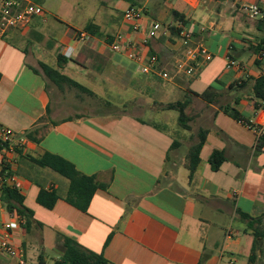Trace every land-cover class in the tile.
I'll return each mask as SVG.
<instances>
[{
    "label": "crops",
    "instance_id": "0c3cea01",
    "mask_svg": "<svg viewBox=\"0 0 264 264\" xmlns=\"http://www.w3.org/2000/svg\"><path fill=\"white\" fill-rule=\"evenodd\" d=\"M118 1V17L108 12L94 23L100 35L73 38L71 28L85 29L57 17L49 20L44 10L17 29L18 35L10 29L0 38V123L27 138L23 149L9 155L8 184L17 188L29 212L0 202V236L7 222L23 216V224L8 230L9 240L32 264H58L65 238L101 254L107 264H234L241 259L255 264L264 253L249 261L253 235L245 230L243 214L264 213V143L256 144L248 126L264 124V102L253 92L262 74L257 55L264 48V14L250 17L243 6L259 0ZM130 5L146 12L139 21L143 30L152 19L171 26L146 46L160 66L174 71L181 56L174 28L179 24L203 39L212 58L195 74L180 71L171 81L140 72L108 45L120 31L131 39L143 37L123 23ZM68 46L70 57L63 55ZM228 58L239 68H228ZM40 63L92 93L56 85ZM109 80L120 90L114 95H121L118 103L97 92L108 88ZM129 88L133 91L126 93ZM175 102L184 104L186 128L178 113L171 118L177 109L165 107ZM224 107L235 108L240 118ZM201 138L199 161L189 176V149ZM214 150L224 157L217 169L209 163ZM45 152L106 185L94 191L85 210L64 198L66 177L32 160ZM42 188L59 194L51 208L37 202ZM13 262L0 253V264Z\"/></svg>",
    "mask_w": 264,
    "mask_h": 264
},
{
    "label": "built area",
    "instance_id": "2783aa9c",
    "mask_svg": "<svg viewBox=\"0 0 264 264\" xmlns=\"http://www.w3.org/2000/svg\"><path fill=\"white\" fill-rule=\"evenodd\" d=\"M243 9L250 17H257L264 14V0H259L258 3L244 5ZM43 8L38 3L32 0H0V38L3 37L10 29L24 28L35 15H43ZM146 16V12L140 6L130 5L123 11V23L130 26L134 32L142 31L143 37L140 40L131 39L125 36L124 32L120 31L114 34L113 39L108 43L109 48L114 52H122L133 62L137 69L145 74L156 75L163 80H173L175 76L183 71L188 75H193L200 66L210 59V53L204 44L202 38H194L192 32L179 24L174 27L182 45L181 56L177 64L174 66V71L167 69L165 66H160L159 58L156 53L146 50L148 41L157 38L161 33L166 34V29H170V25H165L159 20L152 19L149 26L143 30L140 25V20ZM70 35L73 38L84 40L88 37V32L71 28ZM72 47L68 46L63 55L70 57ZM257 58L262 62V71L264 74V48L258 53ZM227 67L239 68V63L228 58ZM252 128L255 135L256 144L264 136V124H248ZM27 141L26 136L14 131L0 123V151L2 154V169L0 170V185L12 179V159L9 155L17 150L24 148ZM14 186V185H9ZM17 221H9L5 224V229L0 236V253L14 258L13 264H32L24 256L23 250L10 242L9 229L15 228L24 223V217L17 215ZM232 235L231 228L227 230L226 237Z\"/></svg>",
    "mask_w": 264,
    "mask_h": 264
},
{
    "label": "trees",
    "instance_id": "16d2710c",
    "mask_svg": "<svg viewBox=\"0 0 264 264\" xmlns=\"http://www.w3.org/2000/svg\"><path fill=\"white\" fill-rule=\"evenodd\" d=\"M84 29L91 34L100 35L95 24H89ZM57 58L59 60H65L64 56L61 54H57ZM40 65L44 74L56 85L61 86L62 84H67L91 92L88 88L60 72L57 68L45 63H40ZM253 92L255 97L264 102V74H261L255 79ZM165 107L177 109L180 126L184 128L187 127L188 116L184 112L183 102L165 104ZM224 110L234 118H240L239 112L235 108L224 107ZM27 137L31 138L32 135L27 134ZM202 142L203 138L189 149V176L192 175L199 161L198 154ZM263 143L264 136L259 140V144ZM223 158L224 157L220 151L214 150L209 157L211 168L217 169ZM32 160L38 165L46 166L55 170L69 180L68 189L64 198L81 210L87 208L90 199L97 188L106 186L105 184L97 182L94 176L79 172L71 162L56 154L45 152L41 157L33 158ZM58 198L59 194L56 190H45L43 188L39 190L36 197L37 202L47 208H51ZM22 201L23 197L15 186H9L5 183L0 185V202H2L7 209H16L21 214H27L28 211L24 208ZM243 216L248 220V225L245 230L251 232L253 235L250 255L248 256L249 261L252 262L258 254L262 255L264 253L262 247L264 242V213L260 216H250L248 214H243ZM64 248L63 257L58 264H107V260L101 254L86 250L80 244L68 238L64 239Z\"/></svg>",
    "mask_w": 264,
    "mask_h": 264
},
{
    "label": "rangeland",
    "instance_id": "374dc122",
    "mask_svg": "<svg viewBox=\"0 0 264 264\" xmlns=\"http://www.w3.org/2000/svg\"><path fill=\"white\" fill-rule=\"evenodd\" d=\"M34 2L38 3L42 6L43 10H45V16L49 20L54 18H60L63 24H72L76 27H80L84 29L89 24H94L98 21L99 18H103L105 14L113 15V17H118V0H33ZM118 1V2H115ZM17 33V29L14 30ZM24 45V43L22 44ZM37 52V51H36ZM34 52V53H36ZM212 56H210V59ZM110 74H108L109 79ZM108 83V88L106 86H101L97 89V92L102 93L108 98L109 101H115L118 103V99L121 95L114 96L115 94H120V90L113 85L111 80L106 82ZM110 85V87H109ZM125 90H123L124 92ZM133 91L132 88L127 89L126 93H130ZM126 93L123 96L129 97ZM116 97V98H114ZM118 98V99H117ZM125 98V97H123ZM122 98V99H123ZM117 99V100H116ZM124 100V99H123ZM115 103V104H116ZM118 105V104H116ZM178 111H173L171 114V118L174 117ZM169 120L170 117L168 118ZM162 123H166V119L162 121ZM28 261H30L28 259ZM32 263V262H30ZM255 264H264V256L261 258H257V261L254 262ZM234 264H246V262L239 260Z\"/></svg>",
    "mask_w": 264,
    "mask_h": 264
}]
</instances>
